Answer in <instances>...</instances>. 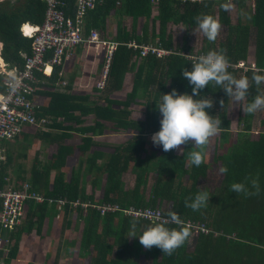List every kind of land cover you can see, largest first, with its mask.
Listing matches in <instances>:
<instances>
[{
  "label": "trees",
  "instance_id": "16d2710c",
  "mask_svg": "<svg viewBox=\"0 0 264 264\" xmlns=\"http://www.w3.org/2000/svg\"><path fill=\"white\" fill-rule=\"evenodd\" d=\"M246 1H249V6L245 5ZM67 4L66 12L73 14L74 1L69 0ZM233 5L246 8L248 20H242L237 14L233 22ZM153 10L157 11L155 15ZM44 14L45 4L41 0H0V56L9 69H22V54L30 55L32 49V39L22 37L19 27L25 22L41 24ZM114 15L128 17L131 21L142 19L143 23L139 31L134 25L127 29L119 23L111 38L106 34V23L108 17ZM204 15L212 16L221 25L215 40L207 39V45L199 52H193L184 43L174 42L168 31L169 25H180L187 30L198 28L197 18ZM84 29L86 35L91 29H96L102 37L119 43L108 67L105 87L101 91L95 87L93 94L86 95L72 94L69 91L71 83L65 86L64 92L52 90V83L55 82L52 76H56V69L49 78L51 83L41 84V88H50L44 92L49 100L38 111L37 117H47L50 123L46 125L45 131L34 129L29 139L44 140L49 147V159L41 163L35 158L26 173L20 164H14L19 169L18 179L13 181L20 185L28 180L45 201L42 204L28 203L26 221L10 234L13 244L4 264H10L16 258L23 232L32 233L35 229V233H40L44 219L56 217L61 199L66 200L61 207L62 219L75 211V217L82 220L78 245L84 264H264V116L259 121V130L253 132L255 113L242 111L244 126L233 141L227 118V108L232 99L214 85L201 90L202 95L214 100L210 114L222 121L215 144L218 146L219 140V144L228 145L223 153L215 156L219 169L227 167L228 172H220V181L212 190L198 186L206 177L207 164L202 160L197 167L192 164L189 155L202 150V146L200 149L187 144L182 154L162 149L156 158H141L145 147L144 138L159 130L161 117L156 107L163 93L170 92L172 88L181 93H191V86L182 76V71L191 70V62L195 60L184 57L182 52L199 57L209 50H215L223 52L230 64H235L247 59L250 36L253 34L254 64L259 70L264 69V0H121L119 5H116L115 0H105L87 12ZM132 40L139 45L153 44L171 53L161 58L152 55L141 58L137 51L127 47L126 44ZM97 52L102 56L99 67L102 74L105 67L103 53ZM228 71L237 78L247 77L250 81L249 95L241 102L243 107L256 95H264V84L257 86L252 80L254 73L262 72L249 69L241 72L231 67ZM128 76H132L131 89L121 97L118 93ZM6 78L0 74V96L5 93ZM221 100H224L223 105L220 104ZM132 104L144 107L143 120H131L129 107ZM89 115L93 123L81 126L84 117ZM103 122H108L117 131L125 132L130 138L126 145L109 154L104 164L97 165L96 161L102 155L96 151L88 156L85 153L94 145L92 137L105 131ZM71 132L79 133L81 138L78 144L67 142L72 136ZM14 141L18 143L19 136ZM11 148L5 149L6 160L0 162L1 183H4L14 163L15 151ZM19 154L24 158V153L19 151ZM128 170L134 178L132 187L125 189L122 176ZM97 171L104 175L105 186L103 198L94 202L93 194L86 193L82 180L89 174L93 185L100 183L101 177L95 176ZM151 171L154 176L149 184ZM236 182L245 183L248 194L232 192L230 186ZM201 190L211 196L209 203L197 211L186 207L185 201L190 203ZM74 200L96 205L116 204L120 211L101 215L98 209L89 207L83 213L84 209L80 205L76 208L71 206ZM165 202L171 203V208L166 211L161 209ZM129 207L160 209L161 215L167 218L170 212H176L181 221L203 223L208 231L195 235L187 228L190 235L185 243L171 255L162 254L155 246L144 248L138 237L127 238L133 220L138 221L137 236L157 223L124 214L122 211ZM166 226L185 228L172 222L166 223ZM65 244L68 251L72 244ZM1 256L3 254L0 252Z\"/></svg>",
  "mask_w": 264,
  "mask_h": 264
},
{
  "label": "built area",
  "instance_id": "2783aa9c",
  "mask_svg": "<svg viewBox=\"0 0 264 264\" xmlns=\"http://www.w3.org/2000/svg\"><path fill=\"white\" fill-rule=\"evenodd\" d=\"M42 1L45 4V18L40 26L30 27L29 35H33L34 40L31 55H22L25 58L24 67L22 69L16 67L7 69L6 64L0 65V73L7 76L4 81L5 93L0 96V162L6 160L4 142H13L16 137L21 136L25 127L44 130L50 123L47 117H37L40 109V104L35 99L40 83L36 76L37 73H50V66L60 64L62 59H68L71 49L77 45L86 44L103 53L105 67L101 79L97 83V88L104 89L113 52L119 45L111 39L102 38L95 29H91L87 35L84 34L87 12L104 0H73V14L66 12L69 0ZM22 29V35L26 36ZM126 45L128 48L138 51L141 57L154 55L161 58L171 53L153 44L139 45L134 40L129 41ZM181 54L192 60L198 58L184 52ZM229 67L259 72L253 62L248 64L246 61H240L230 64ZM9 181L8 178H4V183L0 182V252L5 255L8 254L13 244L10 234L14 233L26 221L28 203L42 204L45 201L43 195L35 191L29 182L17 185L14 181ZM49 203H52V200H49ZM65 203L66 200L61 199L58 206L62 207ZM70 204L73 208L80 205L84 210L89 207L96 208L101 215L120 211L116 204L96 205L81 203L78 200L72 201ZM122 212L133 218H144L157 223L170 222L158 210L129 207ZM182 224L196 235L208 231L203 223L186 221ZM0 264H3L2 260Z\"/></svg>",
  "mask_w": 264,
  "mask_h": 264
},
{
  "label": "clouds",
  "instance_id": "9594fccd",
  "mask_svg": "<svg viewBox=\"0 0 264 264\" xmlns=\"http://www.w3.org/2000/svg\"><path fill=\"white\" fill-rule=\"evenodd\" d=\"M104 1L99 3L98 6L101 5ZM115 2L116 5H119L121 0H115ZM44 18H45V14L43 17V21ZM197 23L199 29L203 32V34L206 36L208 40L213 41L216 39L220 31L221 25L215 18L209 15H204L202 17L197 18ZM41 24H32L25 22L21 24V26L19 27V31L21 33V29L23 28L22 30H24L25 25H27L30 29L31 26L32 27L40 26ZM22 37L32 39V45H33V40H34L33 35H26V36L22 35ZM78 46H87L88 50L99 51L96 50L93 46H88L86 44H80L75 46L73 49L70 50L71 52L68 59H62L60 64L50 66L51 67L50 73L42 72L36 74V76L40 80L36 94L41 88L40 87L41 84L45 85L44 83H46L42 78L45 77L47 79L51 78V76L55 72V69H56V75L57 73L59 75L62 74L61 67H63L64 63L71 58L72 51ZM1 49H2V45L0 44V53H1ZM138 55L140 56L139 52ZM23 59L25 62L24 57ZM1 61L2 63H0V65L5 64L2 58ZM240 61H246V60H240ZM252 62L253 61H250L248 63L250 64ZM191 64H192L191 70L183 69L182 71V76L185 79H187L188 84L191 86V93L190 94L188 92L181 93L176 88H172L170 92L163 93V95L160 97L159 105L158 107H156L161 117L160 127L158 131L152 133L151 134L152 136L151 135L150 136L153 145L161 146L163 151L165 152H168L169 150L177 149L180 145L189 144V143L194 144L196 146H204L208 143L209 138L215 136L220 131L221 123H222L221 119H217L216 115H212L209 112V110L214 107L213 98L210 96L206 97L201 94V90L204 89L206 86L210 87V85H214L217 89L223 90L226 97L231 98L232 101L235 103H240L244 101L245 98L249 95V88H250L249 79L247 77L237 78L232 72L228 71L230 66V60L223 52L209 50L206 54L200 55L194 62H191ZM7 69L9 68L7 67ZM236 70H240L241 72L246 71L243 70L242 68L239 69L237 68ZM258 71L264 73V69H260ZM38 75L41 76L39 77ZM100 77L101 75L99 76V79L95 82L94 88L95 87L97 88V83L101 79ZM252 80H254L257 86L264 84V75L254 73ZM50 83H46V84H50ZM52 84L53 87H55L56 89L58 88V86L55 85V82ZM66 85L67 84H64L63 86ZM97 90L101 91L103 89L97 88ZM37 97L38 96L36 95L35 99ZM223 102L224 100H221L220 104L223 105ZM262 109H264V95H256L254 99H252L250 102L247 103L246 106L242 108V111L246 113H255L258 110H262ZM189 155L192 164L199 167L203 159L202 152L194 151L191 152ZM220 172L222 174L227 173L228 172L227 167H221ZM12 181L13 180H10L9 182ZM24 182H29V181L25 180ZM253 184H255V181H253ZM230 188L231 191L234 193L248 194V189L245 183L243 182L233 183L231 184ZM210 197L211 196L207 191L201 190L195 195V197L192 199L190 203L188 201H185V206L190 207L194 211H197L205 207L209 203ZM86 210H83L84 213ZM62 212L63 211L61 210V207H59L58 214L56 215L57 218L62 216ZM168 216L169 218L167 217L165 218L168 219L170 222L183 225L182 224L183 221L179 219L178 213L170 212ZM166 223L169 222L166 221ZM166 223H156L144 229L142 233L139 236H137L136 228L138 221L133 220L131 225L130 235L127 238L138 237L139 243L144 248L150 249L153 246H155L161 250L162 254L171 255L176 249L180 248L185 243V241L188 239L190 235V232L186 227L185 228L181 227L179 229L169 228L166 226ZM192 234L194 233L192 232Z\"/></svg>",
  "mask_w": 264,
  "mask_h": 264
},
{
  "label": "rangeland",
  "instance_id": "374dc122",
  "mask_svg": "<svg viewBox=\"0 0 264 264\" xmlns=\"http://www.w3.org/2000/svg\"><path fill=\"white\" fill-rule=\"evenodd\" d=\"M247 4H249V1H246L245 3L246 6H249ZM156 12H157L156 10H153L154 15L156 14ZM237 14L241 17L242 20H248V15H249L248 10L244 7L237 8L235 5H233L231 10V16L233 22L236 21ZM119 23L120 26H123L127 29H130V27L134 25L136 30L139 31L143 23V20L138 19L137 21L135 20L131 21V19L128 17H124V16L119 17L116 15L108 17L106 23V31H107L106 34H108V36H111L112 38L116 33V29ZM168 31L173 36V40L176 44L184 43L190 46L193 52H199L201 48L207 45V38L203 34V32L199 29V27L187 30L180 25L171 24L169 25ZM253 55H254L253 34H251L250 45L246 59L247 63L254 60ZM97 66H99V63ZM101 70L99 68V70L97 71L96 80L99 79V76L101 75L100 74ZM94 80L95 78H93V81ZM65 83H66L65 81L60 82L61 86H63ZM91 84L92 81L88 82V88L86 89L87 91L91 87ZM131 84H132V76H128L127 81L125 82L124 91H120L118 94L121 97H124L127 94V92H129L131 88ZM54 90H58V89L54 87ZM242 108L243 105H241V102L235 103L233 101L231 105L227 108V118L230 121V131L232 132L233 141L236 138V133L239 130H241L244 126L243 121L241 119L243 116ZM263 116H264V109L255 112V119L253 120V129H252L253 132L259 130V121L263 118ZM33 130L34 129L32 127H25L23 129V132L21 133V136L19 135L20 143H14L15 145L13 144L15 147H17V150H15L14 152V158H13L14 163L10 166L11 168H9L8 174L5 178H8L10 180H14L15 178L18 179L17 168L19 169V167H16V165L14 164H20L21 169L25 170L26 173L27 170H29V168L32 167L33 164L32 161L35 158H37L41 163H45L49 159V152H48L49 147L47 143L44 145L45 143L44 140L41 139L38 140L37 142H32L30 141L29 138L27 140L22 139V137H24V132H26V135L28 136L30 133L33 132ZM218 135L219 134L217 133L215 136L209 138V142L206 145L202 146V150H200V152L202 151L203 154L202 160L205 164H207L206 177L205 179L201 180L198 184L200 188H208L212 190L218 185V182L220 181L221 173L219 166L215 161V156L223 153L228 145L219 144L220 142L218 140V146H217L215 143ZM76 139L77 137H74L72 141L69 142V144L72 145L76 143L78 144L79 141L77 142ZM28 141L29 144H27ZM185 145L187 146V144ZM188 145H191V143H189ZM192 145L194 146V148L196 147L201 149V146H196L194 144ZM10 146H12V144ZM151 146L152 145H149L147 151L153 152L152 150L149 149L152 148V149H156L158 152V148H156V146L154 147ZM182 147L183 145H180L176 149L177 154L180 153V148ZM34 149L41 150V152L38 151L37 154L34 151ZM19 151L25 154L24 158L21 157ZM79 156L80 155L77 154L76 157L78 158ZM101 163L104 164V161H102ZM66 172L68 173V171ZM52 174L54 175V172ZM95 176L96 177L100 176L101 182L96 185H93L92 191H89L88 189L90 186H92V184L89 181L90 179L89 174L85 175V178L83 179L82 182V186H86L85 190L87 194H93L94 202H99V200L103 198L105 177L104 175L100 174L98 171L95 173ZM152 176H154L153 172L149 173V184H151ZM133 178L134 175L129 170L125 174H123L122 181H123V186H125V189H127V187L128 188L132 187ZM169 208H171L170 202L167 203L165 202L164 204L161 205V209H163L164 211L168 210ZM156 210L162 213L160 209H156ZM75 216H76L75 211H72L70 216L67 218L62 219V216H60L59 218H57L56 216L51 220H47L46 218L42 222L40 233H35V229H33L32 233L23 232L19 242L17 256L15 259H13L10 262V264H84L82 253L80 252V248L78 245L80 232L82 228V222H81L82 220L78 221V218H76ZM75 223L77 224L75 225ZM66 242L72 244L71 246L68 247L69 248L68 251H66V246H65ZM2 254L3 256L0 257V261L2 260L4 264L5 258H7L8 254L7 255H5L4 253Z\"/></svg>",
  "mask_w": 264,
  "mask_h": 264
},
{
  "label": "crops",
  "instance_id": "0c3cea01",
  "mask_svg": "<svg viewBox=\"0 0 264 264\" xmlns=\"http://www.w3.org/2000/svg\"><path fill=\"white\" fill-rule=\"evenodd\" d=\"M98 53L99 52L94 51V50H88L87 46H78L77 48H75L72 51V53H71L72 54L71 58L64 63L63 67H61V73L62 74L59 75L57 73L56 76H52V80L54 79L53 77H55V85L58 86L57 89H59V90L64 92V90L67 87L60 86V82H64L65 81L66 82L65 84H67V85H69L71 83V89H69V91L72 94H84V95L93 94L92 90H94V84L97 81L96 80V78H97V74L96 73L99 70V67H100V64H101V62L99 60L100 59V57H99L100 54L98 55ZM252 61L254 62V60H252ZM98 63H99V66H97ZM95 70H96V73H95ZM93 78H95L94 81H93ZM42 79H44V81L46 83H50V80H51V79L50 80L47 79L46 77L42 78ZM90 81H92V84H91V87L89 88V90L87 91L86 89L88 88V82H90ZM124 87H125V84H124L123 89L121 91H124ZM48 90L40 88L38 92L41 91L42 93H37L36 94L38 96L36 98V102L38 104H40V109H41V107L47 105V101L49 99L45 95L44 92H46ZM117 108H119V107H117ZM129 110H130V113H131L130 114L131 120H133V121L143 120V118H144V107L143 106H141L139 104H132L129 107ZM92 123H93V118H92L91 115H89V116L84 117V123L81 126H88V125H91ZM103 124L106 127L105 131L101 135L98 134V135L92 137L94 145L90 148V151L85 153V154H87V156L92 154V153H94L95 151L100 153L102 155V157H99L97 159V161H96L97 165H99L102 161H105L106 158L109 156V154H111V152H113L116 148H119V147H122V146L126 145L127 141L130 138V137H128L125 134V132H123L121 130H118V131L115 130L114 127H112V125L109 124L108 122H103ZM33 133L34 132L30 133L28 135V138L29 137L31 138ZM70 134H72V136L68 139V141H67L68 143L70 141H72V139L74 137H77L76 141L80 142V138L81 137H80L79 133L71 132ZM151 136L149 135V137H145L144 138L145 147H144V152L142 153V156H141L142 159H145L147 157L156 158L161 153V150H162L161 146H156V148H158V152H157L156 149H152V148H149V149L152 150L153 152L147 151V148L149 147V145H152L151 147L155 146L152 143ZM25 137H26V132H24V139H25ZM22 139H23V137H22ZM37 141H32V142H37ZM15 142L16 141L5 142V149H9V147H11L10 145L12 144L13 148H11V150H14V151L17 150V147L14 146ZM18 143H20V142H18ZM44 145H45V143H44ZM184 147H185V144L183 145L182 148H180V153L179 154L183 153ZM34 151L35 152L36 151L37 152L38 151L41 152V150H38V149H34ZM174 153H177L176 149H174ZM83 158H85V155H83ZM151 172H153V171H151ZM89 181H90V179H89ZM90 183L92 184L91 181H90ZM85 188H86V186H84V189ZM88 189H89V191H92L93 184ZM78 221H81V220H78ZM82 228H83V223H82ZM82 228H81V230H82Z\"/></svg>",
  "mask_w": 264,
  "mask_h": 264
},
{
  "label": "bare ground",
  "instance_id": "6f19581e",
  "mask_svg": "<svg viewBox=\"0 0 264 264\" xmlns=\"http://www.w3.org/2000/svg\"><path fill=\"white\" fill-rule=\"evenodd\" d=\"M24 30H25V34L27 33L26 35H29L30 32H31L27 25H25V29ZM0 63H2L1 58H0Z\"/></svg>",
  "mask_w": 264,
  "mask_h": 264
}]
</instances>
